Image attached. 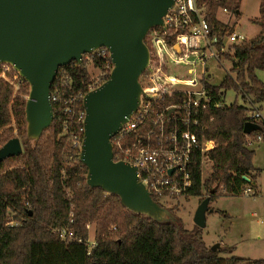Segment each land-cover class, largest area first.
Returning <instances> with one entry per match:
<instances>
[{
  "label": "trees",
  "instance_id": "1",
  "mask_svg": "<svg viewBox=\"0 0 264 264\" xmlns=\"http://www.w3.org/2000/svg\"><path fill=\"white\" fill-rule=\"evenodd\" d=\"M240 1L198 0L206 4L208 25L219 35L232 30L217 19L218 9L239 14ZM259 13L258 20L253 21L259 32L230 47L232 54L227 58L235 78L226 75L219 85L209 87L214 92L233 90L242 101L254 105L264 103V84L256 76L264 68V0H260ZM85 56L80 64L73 61L58 69L50 89L51 97L57 96L56 102L51 101L53 123L37 143L26 141V99L21 95L29 94L28 84L21 80L22 88L14 96L13 87L0 79V148L12 139L6 127L13 115L24 150L0 162V173L8 163L20 165L0 174V264H264V259L221 257L220 252L206 246L202 229L195 225L185 229L172 209L173 218L157 223L127 211L117 196L86 184L87 170L79 160L83 125L77 119L79 112L85 111L82 100L89 80ZM99 64L95 60V66ZM14 74L10 67L8 78ZM71 99L77 102L70 104ZM66 108L68 112H64ZM247 111L246 106L236 103L206 111L199 138L214 142L205 155L211 163L210 174L201 180V158L196 157L191 198L201 202L203 191L210 195L214 188L210 202L218 196L242 195L246 188L256 195L259 170L253 166L255 151L248 146V139L264 136V122H254L260 130L246 136L243 127L250 122ZM46 133L51 136L44 139ZM74 141L77 147L72 145ZM113 155L117 158L115 148ZM24 198L28 205H24ZM8 213L15 215L18 224L8 226ZM89 224H94L95 246L88 254L84 242ZM63 227L82 243L60 241L55 230ZM224 253H232V248Z\"/></svg>",
  "mask_w": 264,
  "mask_h": 264
},
{
  "label": "water",
  "instance_id": "2",
  "mask_svg": "<svg viewBox=\"0 0 264 264\" xmlns=\"http://www.w3.org/2000/svg\"><path fill=\"white\" fill-rule=\"evenodd\" d=\"M174 1L0 0V65H10L29 86L26 141L37 143L53 123L50 89L58 69L73 61L80 64L83 55L106 48L113 68L105 83L83 97L79 160L90 188L117 196L127 211L157 223L173 218L172 213L153 200L134 167L114 161L111 140L140 102L139 78L149 63L143 39L150 29L164 27L163 17ZM258 130L260 126L252 122L243 127L246 136ZM21 154L22 144L14 137L0 148V162ZM210 195L193 215V224L202 230Z\"/></svg>",
  "mask_w": 264,
  "mask_h": 264
},
{
  "label": "built area",
  "instance_id": "3",
  "mask_svg": "<svg viewBox=\"0 0 264 264\" xmlns=\"http://www.w3.org/2000/svg\"><path fill=\"white\" fill-rule=\"evenodd\" d=\"M220 11L232 15L225 8H219ZM163 24L164 27L150 29L143 39L149 52V63L139 78L140 102L111 143L117 152V158L113 155L114 161L134 167L151 197L154 196L158 204L167 206L191 198L189 190L195 159L199 156L202 163L206 153L214 147L212 141L199 138L205 113L227 106L224 103L226 91L214 92L209 88L214 85L208 81L212 76L208 63L213 62L214 68H222L227 73L222 63L232 54L230 47L247 38L236 31L220 35L213 32L206 19V4L198 0H175L163 17ZM85 60L89 72L88 93L108 80L113 65L106 48L86 54ZM95 60L99 61V66H95ZM0 67V79L18 91L19 75L14 74L10 79L7 73L11 66L2 64ZM50 100L56 102L57 96H50ZM74 102L76 99L69 100L70 104ZM243 105L248 108L250 122H259L262 116L258 105L249 100ZM68 110L66 108L64 112ZM84 117L85 111L79 112L77 119L82 125ZM263 139L262 135L256 137L257 141ZM72 145L78 146L75 141ZM251 145L252 141L248 139V146ZM243 195L252 196L253 191L246 188ZM23 203L28 205V199L24 198ZM55 233L64 243H82L67 227L57 229ZM84 244L89 254L95 246L94 237L92 241L85 240Z\"/></svg>",
  "mask_w": 264,
  "mask_h": 264
},
{
  "label": "rangeland",
  "instance_id": "4",
  "mask_svg": "<svg viewBox=\"0 0 264 264\" xmlns=\"http://www.w3.org/2000/svg\"><path fill=\"white\" fill-rule=\"evenodd\" d=\"M259 4L260 0H241L239 14L227 15L220 11L217 12V19L226 24L228 29L245 35L247 40H249L260 29L253 22L260 17ZM230 52L232 51L230 50ZM208 65L212 72V76L208 78V81L214 86L219 85L226 74L235 78V74L231 71V61L228 58L222 63L227 73L222 68H214L215 64L213 62H209ZM90 72H92L91 69ZM256 76L264 84V68L257 71ZM20 88H22V85L16 92L13 89L14 96L18 95ZM21 96L27 100L28 95ZM224 103L227 106L233 103L242 105L246 104L247 101L243 103L240 96L235 94L233 90H227L224 96ZM255 105H258L257 108L262 116L259 122H264V103ZM6 129H10L11 138L17 137L22 143V138L18 136L19 128L13 115ZM49 136L51 134L46 133L44 139ZM249 140L252 141V145L249 147L255 151L252 161L253 166L256 169H260L258 179L260 193L255 196L243 194L239 196H218L209 203L210 212L206 214V226L202 234L203 240L209 248L219 245L217 251L220 252L221 257L234 255L244 259H264V139L259 142L256 138L252 137ZM212 144L214 146V142ZM23 151L22 146V153ZM19 166L15 162L8 163L0 174ZM210 168L211 163L204 157L201 163L202 181L209 176ZM207 195L208 191L204 190L202 199ZM199 203V198L192 197L177 200V203L172 202L163 207L168 210L172 209L173 213L183 221V227L191 229L194 225L193 215ZM18 222L19 220H17L14 214L8 213V226L9 224L10 226L16 225ZM88 231V239L92 241L94 237V224L88 225ZM226 248H232V253H224Z\"/></svg>",
  "mask_w": 264,
  "mask_h": 264
},
{
  "label": "crops",
  "instance_id": "5",
  "mask_svg": "<svg viewBox=\"0 0 264 264\" xmlns=\"http://www.w3.org/2000/svg\"><path fill=\"white\" fill-rule=\"evenodd\" d=\"M239 13H240V10H239ZM259 32V31H258ZM260 142V141H259ZM257 170H259V176H260V169H257ZM258 179H259V177H258ZM258 179H257V188L255 189V192H256V194H259L260 193V190L258 189L259 188V186H258ZM206 244V243H205ZM207 246V245H206ZM208 247V246H207ZM230 256V255H229Z\"/></svg>",
  "mask_w": 264,
  "mask_h": 264
}]
</instances>
